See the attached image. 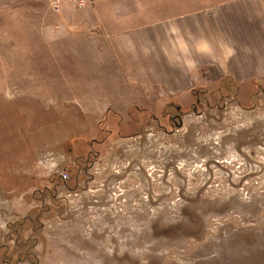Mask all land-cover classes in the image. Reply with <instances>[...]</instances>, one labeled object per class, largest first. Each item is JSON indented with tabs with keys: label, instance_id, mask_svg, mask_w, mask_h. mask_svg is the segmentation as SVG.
<instances>
[{
	"label": "rangeland",
	"instance_id": "obj_1",
	"mask_svg": "<svg viewBox=\"0 0 264 264\" xmlns=\"http://www.w3.org/2000/svg\"><path fill=\"white\" fill-rule=\"evenodd\" d=\"M51 2L0 0V264H264V87L108 103Z\"/></svg>",
	"mask_w": 264,
	"mask_h": 264
},
{
	"label": "crops",
	"instance_id": "obj_2",
	"mask_svg": "<svg viewBox=\"0 0 264 264\" xmlns=\"http://www.w3.org/2000/svg\"><path fill=\"white\" fill-rule=\"evenodd\" d=\"M51 7L53 37L92 55L103 78L91 85L107 88L108 103L183 99L226 81L264 87V0H52Z\"/></svg>",
	"mask_w": 264,
	"mask_h": 264
},
{
	"label": "flooded vegetation",
	"instance_id": "obj_3",
	"mask_svg": "<svg viewBox=\"0 0 264 264\" xmlns=\"http://www.w3.org/2000/svg\"><path fill=\"white\" fill-rule=\"evenodd\" d=\"M177 121V122H176ZM179 121V122H178ZM171 122L172 123H174L175 122V124H176V126L178 125V124H181V120H180V117L177 115L176 117H172L171 118ZM178 127V126H177Z\"/></svg>",
	"mask_w": 264,
	"mask_h": 264
},
{
	"label": "built area",
	"instance_id": "obj_4",
	"mask_svg": "<svg viewBox=\"0 0 264 264\" xmlns=\"http://www.w3.org/2000/svg\"><path fill=\"white\" fill-rule=\"evenodd\" d=\"M62 176L65 178L67 175L66 174H63Z\"/></svg>",
	"mask_w": 264,
	"mask_h": 264
},
{
	"label": "water",
	"instance_id": "obj_5",
	"mask_svg": "<svg viewBox=\"0 0 264 264\" xmlns=\"http://www.w3.org/2000/svg\"><path fill=\"white\" fill-rule=\"evenodd\" d=\"M181 124H178L177 126L179 127Z\"/></svg>",
	"mask_w": 264,
	"mask_h": 264
}]
</instances>
